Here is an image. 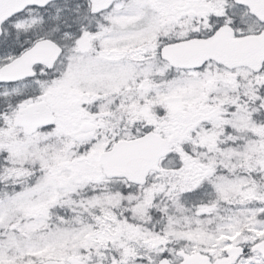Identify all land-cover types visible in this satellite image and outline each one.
Instances as JSON below:
<instances>
[{
  "label": "snow or ice",
  "instance_id": "6c2138e0",
  "mask_svg": "<svg viewBox=\"0 0 264 264\" xmlns=\"http://www.w3.org/2000/svg\"><path fill=\"white\" fill-rule=\"evenodd\" d=\"M0 264H264V0H0Z\"/></svg>",
  "mask_w": 264,
  "mask_h": 264
}]
</instances>
